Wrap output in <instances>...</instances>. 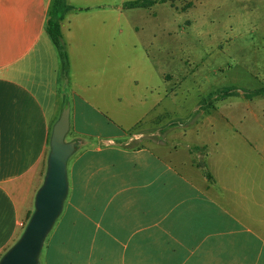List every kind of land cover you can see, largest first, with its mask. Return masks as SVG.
<instances>
[{
  "label": "crops",
  "instance_id": "1",
  "mask_svg": "<svg viewBox=\"0 0 264 264\" xmlns=\"http://www.w3.org/2000/svg\"><path fill=\"white\" fill-rule=\"evenodd\" d=\"M115 1L64 0L70 8L56 14L68 55L62 75L46 32L53 0H0V257L32 212L52 126L67 104L75 157L42 264H264V138L243 132L264 121L223 122L234 138L208 122L207 136L203 125L196 130L199 142L187 130L168 148H131L119 126L89 130L82 108L107 107L108 64L132 0Z\"/></svg>",
  "mask_w": 264,
  "mask_h": 264
},
{
  "label": "rangeland",
  "instance_id": "2",
  "mask_svg": "<svg viewBox=\"0 0 264 264\" xmlns=\"http://www.w3.org/2000/svg\"><path fill=\"white\" fill-rule=\"evenodd\" d=\"M123 7L121 47L114 46L108 64L114 82L107 107L99 114L82 108L90 131L105 125L102 130L115 132L119 126L126 128L129 147L168 148L183 141L187 130L188 141L199 142L196 130L203 125L207 136L208 122H216V134L234 138L224 123L264 121V95L253 92L264 86V0H164ZM231 89L228 96L221 94ZM92 95L99 97V91ZM65 100L73 106L67 91ZM249 126L246 137L264 138V129ZM76 137L69 129L65 140ZM45 169L46 163L42 178Z\"/></svg>",
  "mask_w": 264,
  "mask_h": 264
},
{
  "label": "water",
  "instance_id": "3",
  "mask_svg": "<svg viewBox=\"0 0 264 264\" xmlns=\"http://www.w3.org/2000/svg\"><path fill=\"white\" fill-rule=\"evenodd\" d=\"M69 106L66 104L52 126L46 170L36 190L33 211L19 238L0 257V264H38L43 242L62 212L68 193L67 161L76 148L66 141Z\"/></svg>",
  "mask_w": 264,
  "mask_h": 264
},
{
  "label": "trees",
  "instance_id": "4",
  "mask_svg": "<svg viewBox=\"0 0 264 264\" xmlns=\"http://www.w3.org/2000/svg\"><path fill=\"white\" fill-rule=\"evenodd\" d=\"M157 1H164V0H132L124 3V6L130 7V8H137V7H148ZM70 7L67 6L64 2V0H53L52 6L50 9V18L47 21L46 24V32L48 33L53 45L55 46L60 62H61V73L62 75H66L67 72V66H68V55L64 46V43L62 41L61 37V30H60V23L59 19L62 15L59 17H56V14L58 12L63 13L65 10L69 9ZM231 90L228 91H221V94L223 96H228L230 94ZM254 94L258 95H264V86L256 89L253 91ZM124 132V131H123ZM138 147V144L136 143L135 146L131 148Z\"/></svg>",
  "mask_w": 264,
  "mask_h": 264
},
{
  "label": "built area",
  "instance_id": "5",
  "mask_svg": "<svg viewBox=\"0 0 264 264\" xmlns=\"http://www.w3.org/2000/svg\"><path fill=\"white\" fill-rule=\"evenodd\" d=\"M25 227V226H24Z\"/></svg>",
  "mask_w": 264,
  "mask_h": 264
}]
</instances>
